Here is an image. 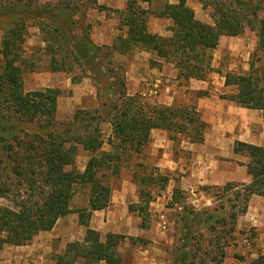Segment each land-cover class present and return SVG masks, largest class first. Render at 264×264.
Segmentation results:
<instances>
[{"label": "rangeland", "instance_id": "obj_1", "mask_svg": "<svg viewBox=\"0 0 264 264\" xmlns=\"http://www.w3.org/2000/svg\"><path fill=\"white\" fill-rule=\"evenodd\" d=\"M104 1L110 0H101V4L99 0L97 4L96 0H39L36 9L30 10L17 0H3L0 3V72L4 66V43L12 38L10 30L20 23L22 45L16 55L23 91L25 94L48 89L60 91L55 122L59 133L77 135L80 122L75 120L76 113L94 111L100 102L117 99L122 83L126 93L136 97L141 105L188 107L189 113L194 107L198 111V92L190 89V81L179 76L175 64L160 62L154 53L141 46L120 53L118 39L128 37L120 14L126 8L109 7ZM186 1L199 20L212 23V11L204 8L203 0ZM167 3L168 0H153L148 21L149 31L160 30L156 34L162 37L172 35L169 31L172 22L157 16ZM141 5L148 8L147 4ZM261 15L264 17V12ZM29 16L36 17L37 22L27 20ZM74 41L86 45L92 57L76 47ZM257 41L255 32L249 28L241 36L225 38L211 52L214 72L208 75V81L213 82L226 73L247 74ZM156 86L158 95L154 96ZM166 96L173 98L171 106L163 103ZM107 110L105 106L104 111ZM196 114L200 117L199 112ZM10 116V112L0 108V122ZM12 120L20 123L17 128L20 125L37 128L46 118L25 126L17 117ZM176 122L186 125L187 120L178 118ZM184 127L185 131L174 127L172 131L152 132L149 146L138 155L116 151L110 145L113 133L109 120L100 124L102 151L121 157L120 172L109 169L99 173V178L112 188L108 209L115 214V224L131 220L141 231L135 240L127 237L120 244L122 264H220V261L222 264H261L264 262L262 232L244 218L246 214L239 215L236 230L231 231L232 213H239L243 207L242 184L235 183L238 188L233 190L229 186L190 188L187 175L193 157L184 147L191 143L194 125ZM17 137L23 139L22 134ZM90 159L91 155L80 147L77 170L84 172ZM168 160L177 163L181 160L182 172L171 170L170 163L166 166ZM90 194V186L78 187L72 203L74 213L62 218L53 232L39 234L24 248L6 247L0 252V264H56L59 255L69 246L83 242L86 236L79 211L89 208ZM7 205H10L7 200L0 199V206ZM252 216L258 219L259 215ZM194 235L196 248L193 258L187 261V242L183 238ZM106 236L101 234L103 241ZM77 264L86 263L79 260Z\"/></svg>", "mask_w": 264, "mask_h": 264}, {"label": "trees", "instance_id": "obj_2", "mask_svg": "<svg viewBox=\"0 0 264 264\" xmlns=\"http://www.w3.org/2000/svg\"><path fill=\"white\" fill-rule=\"evenodd\" d=\"M17 1L26 9L35 10L39 0ZM152 3L153 0H132L124 11H120L128 29V37L118 39L120 53L141 46L158 59L175 64L180 77L188 81H207L208 75L214 72L211 52L219 47L220 39L241 36L249 28L258 39L250 71L247 74L226 73L225 85L237 87V94L223 98L240 107L259 110L264 116V17L261 15L264 0H203L204 8L212 11L211 24L199 21L186 0L176 5L167 3L157 16L172 22L170 37L150 33L148 21ZM141 4H147L148 8ZM35 18L26 17L32 21ZM21 27L17 23L10 30L12 38L5 41L2 50L4 66L0 72V108L19 118L24 122L23 126L41 118H46V121L37 128L21 125L17 128L18 123L12 120V116L0 122V199L10 203L0 206V251L6 247L27 246L39 234L52 231L60 219L74 213L72 203L76 189L90 186L89 208L79 211L80 224L86 228V236L83 242L69 246L63 255H59L56 264H77L79 260L86 264H122L119 247L126 237L108 234L103 241L101 234L90 228L92 214L108 209L112 199V188L99 178V173L109 169L112 172L121 170V157L102 151L104 143L100 124L109 120L113 133L110 145L116 151L138 155L149 146L151 133L155 130L172 131L178 127L185 131L184 126L194 125L190 141L202 143L208 125L196 114L198 111L194 107L189 113L188 107L141 105L136 97L126 93L122 83L117 99L100 102L94 111L76 113L75 120L80 122L77 135L71 137L59 133L55 122L60 91L48 89L26 94L23 91L21 69L17 65L19 57L16 55L22 45ZM74 45L92 57L86 45L75 41ZM205 96L208 92L198 93L199 98ZM105 106L107 111H104ZM178 118L186 119V125L177 123ZM19 134L23 139L17 137ZM113 139L117 143H113ZM80 147L91 155L84 172L76 168ZM236 152L250 158L248 174L252 182L242 185L243 207L239 213H232V232L236 230L239 215L246 213L250 199L254 195L264 198V148L238 143ZM228 186L230 190L238 188L235 184ZM211 228L215 230L212 225ZM194 238L195 235L183 238V242H187V261L193 258ZM219 263L222 264L221 261Z\"/></svg>", "mask_w": 264, "mask_h": 264}, {"label": "crops", "instance_id": "obj_3", "mask_svg": "<svg viewBox=\"0 0 264 264\" xmlns=\"http://www.w3.org/2000/svg\"><path fill=\"white\" fill-rule=\"evenodd\" d=\"M129 1L132 0H110L104 1V3L106 2L109 7L123 10L126 8ZM180 1L181 0H168V3L176 5ZM99 3L101 4V0H99ZM196 18L198 19L197 16ZM151 22L152 21H150V25ZM158 31L153 29L150 33L154 32V34H156ZM225 38L228 37H222L220 43ZM160 62L165 61L161 60ZM190 89L198 93L208 92V96L201 97L197 101L200 118L208 125V129L204 135V141L202 143L188 142L184 147L193 157V163L192 166L188 168L187 175L190 188L196 186L221 187L235 183L245 186L250 185L252 182V178L248 174L250 158L244 153H237L236 145L238 143H244L264 148L263 113L259 110L240 107L236 103L223 98L225 96L237 94V87H227L225 85V77H220L219 79L214 78L213 82L192 79L190 80ZM163 103L167 106H171L173 104V98L166 96L165 99L163 98ZM156 131L157 130L153 132L155 133ZM158 131L159 133L164 132L162 130ZM180 161L181 160L177 163L175 160H168L166 166H169L170 163L171 170L174 172L177 170L182 172L183 167ZM256 213L259 215L258 219L252 216L256 215ZM245 214L244 218L251 220V224L262 232L261 240H264V198L254 195L249 201L248 209ZM114 216L115 214L111 212L110 209L96 211L91 216L90 228L100 234L123 235L126 237V240L127 237L136 239L141 236V231L136 222L130 220L129 222H116L115 224ZM61 220L62 219L58 222ZM51 232H53V230L44 233ZM14 248H24V246ZM153 261H155V259H153L152 262Z\"/></svg>", "mask_w": 264, "mask_h": 264}, {"label": "built area", "instance_id": "obj_4", "mask_svg": "<svg viewBox=\"0 0 264 264\" xmlns=\"http://www.w3.org/2000/svg\"><path fill=\"white\" fill-rule=\"evenodd\" d=\"M153 94L154 96L158 95V86H156L155 89L153 90Z\"/></svg>", "mask_w": 264, "mask_h": 264}]
</instances>
